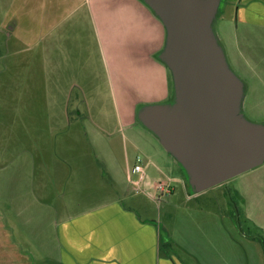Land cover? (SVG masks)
Masks as SVG:
<instances>
[{
    "label": "crops",
    "instance_id": "0c3cea01",
    "mask_svg": "<svg viewBox=\"0 0 264 264\" xmlns=\"http://www.w3.org/2000/svg\"><path fill=\"white\" fill-rule=\"evenodd\" d=\"M215 29L245 85L256 93L264 89V0H222ZM0 33L14 44L11 56L0 64L15 74L10 130L22 131V148L28 152L3 153L0 168L25 153L26 159L15 163L16 174L28 171L32 176L27 193L8 199L16 208L9 213L25 214L30 206L41 213H64L55 236L58 264H196L175 254L174 241L168 254L163 253L157 222L114 196L125 195L127 166L124 180L120 166L96 161L101 172L98 167L92 176L104 200L86 210L79 206V177L61 179L67 163L58 146L72 123L68 105L78 101L70 98L75 88L83 93L84 114L95 134L112 135L131 123L124 99L131 75L141 80L147 79V70L157 71L163 83L161 101L170 98L168 73L151 58L164 44L161 22L140 0H0ZM20 139L10 142L11 150L18 149ZM75 171L79 175V168ZM75 171L71 167L70 176ZM68 179L74 182L70 186ZM3 211L0 264H25L23 243L14 238L19 229L3 223ZM26 215L23 219L29 222Z\"/></svg>",
    "mask_w": 264,
    "mask_h": 264
},
{
    "label": "rangeland",
    "instance_id": "374dc122",
    "mask_svg": "<svg viewBox=\"0 0 264 264\" xmlns=\"http://www.w3.org/2000/svg\"><path fill=\"white\" fill-rule=\"evenodd\" d=\"M225 7L223 3L222 10ZM215 33L223 45L216 29ZM13 45V41L8 42L7 37L0 33V64L11 56ZM151 58L160 63L153 55ZM229 65L244 82L234 65L231 62ZM147 74V79L141 80L132 79L131 75L128 93L124 95L125 110L131 111V123L117 129L112 135L98 131L95 134L84 114L86 108L81 89L75 88L71 92V100L78 97V101L69 102V121L72 123L64 136L67 139L60 141L59 144H63L60 149L58 146V152H63L67 163L61 168V179L66 176L79 177V206L86 210L104 200L103 192L92 176L94 171L95 175L98 173L100 158L106 160L108 167L111 164L120 166L126 180V166L130 171L138 156L150 183H168L171 194L154 190L146 184L136 188L128 181L124 183L125 195L117 193L114 196L121 198L126 205L138 207L143 212L142 217L157 222L162 235L174 241L173 249L177 256L196 264H264V163L228 179L221 186L219 184L201 193H193L180 165L162 148L157 138L136 120V110L140 105L164 102L161 101L163 83L159 73L150 69ZM14 76L3 63L0 67V149H3L0 150V157L8 152L28 153L22 148L25 140L22 131L10 130L12 99L15 97L11 80ZM155 76L158 78H152ZM167 80L171 94L167 101H170L173 86L169 73ZM242 113L251 121L264 123V89L256 93L245 85ZM17 139H20L16 143L18 149L11 150L10 142ZM25 153L11 157L9 163L0 168V195L4 197L0 198V210H4L5 215L3 223H9V226L13 223L19 229L14 238L23 243L20 247L28 257L25 264H58L57 224L63 220L64 213H41L35 211L37 207L33 206L26 207L25 214L9 213L16 208L11 206L8 199L27 193L31 186V174L25 171L18 175L15 170L17 159H26ZM89 164L93 169L88 167ZM74 166L79 168V175ZM71 167L75 171L72 176ZM69 181L65 182L68 186L74 183ZM105 187L110 189L106 184ZM53 202L56 199H52ZM27 213L29 222L23 219Z\"/></svg>",
    "mask_w": 264,
    "mask_h": 264
},
{
    "label": "water",
    "instance_id": "95a60500",
    "mask_svg": "<svg viewBox=\"0 0 264 264\" xmlns=\"http://www.w3.org/2000/svg\"><path fill=\"white\" fill-rule=\"evenodd\" d=\"M141 1L164 27L157 58L173 94L140 105L138 123L180 165L195 194L263 164L264 123L242 113L245 84L215 33L222 0Z\"/></svg>",
    "mask_w": 264,
    "mask_h": 264
},
{
    "label": "built area",
    "instance_id": "2783aa9c",
    "mask_svg": "<svg viewBox=\"0 0 264 264\" xmlns=\"http://www.w3.org/2000/svg\"><path fill=\"white\" fill-rule=\"evenodd\" d=\"M145 167L141 164L140 158L137 156L136 161L128 174V181L131 182L136 188H140L142 184L150 185L154 190L164 192L166 194H171L172 189L168 183L163 181L152 182L146 178ZM134 176L135 178H132Z\"/></svg>",
    "mask_w": 264,
    "mask_h": 264
},
{
    "label": "trees",
    "instance_id": "16d2710c",
    "mask_svg": "<svg viewBox=\"0 0 264 264\" xmlns=\"http://www.w3.org/2000/svg\"><path fill=\"white\" fill-rule=\"evenodd\" d=\"M141 1V0H140ZM152 13V12H151ZM153 14V13H152ZM158 54V53H157ZM157 54L155 55V58L162 64V65H164L158 58H157ZM165 67V66H164ZM166 68V67H165ZM166 70H167V72L169 73V77H170V79H171V76H170V72H169V70L166 68ZM171 83H172V81H171ZM182 169V168H181ZM182 171H183V169H182ZM184 172V171H183ZM188 184V183H187ZM189 186V185H188ZM263 244V249H264V243H262ZM170 246H171V241H170V239L168 238V237H165L164 235H161V243H160V249H161V251L163 252V253H165V254H168V248H170Z\"/></svg>",
    "mask_w": 264,
    "mask_h": 264
}]
</instances>
